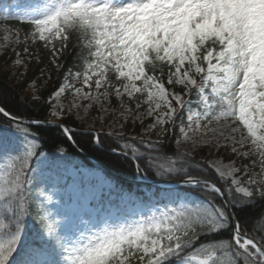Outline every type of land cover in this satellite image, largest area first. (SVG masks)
<instances>
[{
    "label": "snow or ice",
    "instance_id": "6c2138e0",
    "mask_svg": "<svg viewBox=\"0 0 264 264\" xmlns=\"http://www.w3.org/2000/svg\"><path fill=\"white\" fill-rule=\"evenodd\" d=\"M0 18L29 25L15 41L29 59L12 64L35 61L23 107L47 114L0 98V264H264V0H17ZM94 113L119 125L113 152L179 186L93 207L95 187L64 175L63 145ZM40 124L63 137L51 152ZM61 180L74 202L53 212Z\"/></svg>",
    "mask_w": 264,
    "mask_h": 264
},
{
    "label": "trees",
    "instance_id": "16d2710c",
    "mask_svg": "<svg viewBox=\"0 0 264 264\" xmlns=\"http://www.w3.org/2000/svg\"><path fill=\"white\" fill-rule=\"evenodd\" d=\"M79 52V49L76 47H72L68 50V53L63 59V63L65 68L62 70L61 78L63 72H66L68 68H72L76 64V56ZM40 55L43 57L44 63L39 65V67H44L47 65L51 68V65L48 64L49 60V53L44 50L43 48L39 49ZM4 55L3 57H5ZM3 69L5 70V66L2 65ZM27 72V75H23L24 72ZM6 73L0 72V98L3 99L5 103H7L10 107L14 109H19L24 115L32 116V117H43L46 116V112H43L39 109L33 111L32 109H28L25 111L23 107V100L24 97L27 95L28 92V82L32 81V79L38 75V67L35 61L27 63V66L24 72L18 76L11 77L9 75V71ZM53 77L52 81H49L47 85H44L43 78L37 81V86L40 88V94L46 96L48 91L53 87V81L56 80V72L53 69L51 72ZM2 119V118H0ZM75 129V142L76 144L87 154L96 159L103 162L107 167L112 169L113 171L119 173L120 175L127 177V178H135L136 169L133 166V162L128 161L125 157L119 156L118 153H113L112 148L116 146V143H124L125 141H116L114 142L111 137L107 135V132H100L101 136L103 137V144L96 145L93 141L91 143L88 142L86 139L87 137L94 136L93 134L85 133V126L80 124L77 120L74 124ZM33 130L39 128L42 131L39 133V139L44 146L45 152H51L54 147V142L56 138H60L63 140L60 132L54 128H50V126H32ZM167 139V138H166ZM67 149L66 155H64L63 160L66 164L75 163L76 165H85V166H93L89 163L81 154H79L68 141H64L63 145ZM134 147H139V145H133ZM171 148H174V143L170 145ZM144 151L143 148L140 149ZM61 155V154H57ZM198 155V154H197ZM143 167V164H142ZM146 174H148L151 178L159 179L161 177H157L154 175L151 169H145ZM115 181L118 183L119 186L127 188L128 186H132V184L128 183L126 180L115 178ZM59 186H64L61 184ZM54 212V210L51 208ZM27 226L29 230L32 229L33 224L31 219L27 221ZM29 238L26 237V242Z\"/></svg>",
    "mask_w": 264,
    "mask_h": 264
},
{
    "label": "rangeland",
    "instance_id": "374dc122",
    "mask_svg": "<svg viewBox=\"0 0 264 264\" xmlns=\"http://www.w3.org/2000/svg\"><path fill=\"white\" fill-rule=\"evenodd\" d=\"M16 2L17 1H15L14 4ZM7 7H9V6L8 5L7 6L6 5H0V10L7 8ZM12 10L15 11V9H12ZM11 27H8L5 24V22L2 20V18H0V58H3V60H0V72L6 73L5 70L7 72L9 71V75L11 77H13V76H17L19 74L20 70H24V68H25V67H14L13 66L12 61L16 59V52H20L21 59H23V60H26L28 58V56L23 53L24 44L22 42L19 45H15V41L17 39L16 34L19 32L11 29ZM6 28L11 29V32L8 33V40L7 41L4 40ZM19 36H20L21 41H22L23 36H21L20 33H19ZM6 44H7L8 48L5 47ZM13 46H14V50H9V49H12ZM5 54H6V56L3 57ZM2 65L5 66V70L3 69ZM17 78H18V76H17ZM114 106H117L115 101H114ZM95 115L96 114L94 113L93 116H90L87 119V121H80V120H77V121L80 124L84 125L86 127V130L91 131V132H97V131L119 132V131H121L119 128V125L117 124L114 126L113 121L111 119H109L108 122L106 124H103V126H102V122H96L95 121V119H94ZM127 133L132 134V135L135 134L131 129H128ZM145 138L148 139L149 137H145ZM151 139H156V137L152 136ZM67 169H68V171L64 173L65 176H70V175L75 176V178H77L78 181H86L95 187V189L97 190V192L99 194V199L94 200L92 202L93 207H101L100 206L101 195L102 194H108L111 189L115 188L114 184L111 181L106 180L107 179L106 177L104 178L105 180L103 181L101 179V175H100L99 171H97V170L77 168V167H73V166H69ZM45 174L52 177V179H51L52 182L50 184L56 183L55 171H48L46 169ZM60 191H63V190H60ZM62 193H64L62 195H64L65 199L59 208L60 210H64V209L71 207V205L74 202V198L70 199L69 195L67 194L66 191H64ZM54 197L58 198L57 192L54 193ZM111 197H115V194H111ZM141 203H143L142 200H139L133 196H129L125 192H123L119 196V207L120 208L132 209L134 206L139 205ZM109 205H107L105 208H108ZM112 206H114V205H112ZM56 207H54V208H56Z\"/></svg>",
    "mask_w": 264,
    "mask_h": 264
},
{
    "label": "water",
    "instance_id": "95a60500",
    "mask_svg": "<svg viewBox=\"0 0 264 264\" xmlns=\"http://www.w3.org/2000/svg\"><path fill=\"white\" fill-rule=\"evenodd\" d=\"M70 143L72 144V146H73L75 149L78 150L77 146H76L74 143H72V142H70ZM96 164H97L99 167H101L102 169L111 172V171H110L105 165H103L102 163H100V162H96Z\"/></svg>",
    "mask_w": 264,
    "mask_h": 264
},
{
    "label": "bare ground",
    "instance_id": "6f19581e",
    "mask_svg": "<svg viewBox=\"0 0 264 264\" xmlns=\"http://www.w3.org/2000/svg\"><path fill=\"white\" fill-rule=\"evenodd\" d=\"M100 173V172H99ZM100 175H101V179L104 181L105 179V176L102 174V173H100Z\"/></svg>",
    "mask_w": 264,
    "mask_h": 264
}]
</instances>
